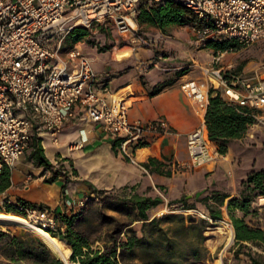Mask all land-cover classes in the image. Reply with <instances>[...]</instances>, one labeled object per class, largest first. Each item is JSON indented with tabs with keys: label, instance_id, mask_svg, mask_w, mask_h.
Masks as SVG:
<instances>
[{
	"label": "built area",
	"instance_id": "obj_1",
	"mask_svg": "<svg viewBox=\"0 0 264 264\" xmlns=\"http://www.w3.org/2000/svg\"><path fill=\"white\" fill-rule=\"evenodd\" d=\"M141 1L161 0H0V175L22 158L36 135L49 134L58 144L59 133L76 116L101 123L134 163L131 146H142L149 132L169 131L165 120L131 122L124 100L103 96L99 73L81 43L62 50L63 40L76 27L89 29L108 19L121 36H135V11ZM178 1L197 16L192 29L201 41L248 47L264 39V0ZM140 43L148 45L144 39ZM234 50H215L211 66L204 69L206 87L189 79L180 85L202 120L187 135L189 161L181 165L186 171L225 158L206 125L211 91L239 112L246 109V115L256 119L252 126L264 124V61L249 75L234 72L232 65L222 64L225 54ZM146 67L141 63L142 71ZM76 147L83 143L69 150L80 149Z\"/></svg>",
	"mask_w": 264,
	"mask_h": 264
},
{
	"label": "trees",
	"instance_id": "obj_2",
	"mask_svg": "<svg viewBox=\"0 0 264 264\" xmlns=\"http://www.w3.org/2000/svg\"><path fill=\"white\" fill-rule=\"evenodd\" d=\"M138 6L139 24L157 26L161 30L172 25L199 22L197 16L178 0L141 1ZM89 34L88 29L76 27L70 33V38L77 43ZM211 46L227 50L234 44L225 42L209 45ZM164 88L165 86L159 87L155 93ZM213 94L211 91L206 125L211 140L216 143L220 153L226 155L231 143L243 138L256 123V119L252 115H246V109L239 112L236 105H230L219 94ZM32 145V158L35 163L38 166L53 167L37 136L33 137ZM156 163L157 159L152 158L143 166L148 169ZM60 175L59 171L55 172L51 179L44 182H55ZM86 183L92 186L95 194L107 193L105 190H98L89 182ZM11 184V167L5 166L0 175V194L6 192ZM131 190L122 197L108 196V200L101 199L96 207H91V200H88L77 211H73L72 207L71 214L61 213L58 209H52L43 203H32L21 197L16 199V204L9 203L5 211L24 218L29 216L26 209L40 213L52 212L55 221L59 223L60 232L56 234L51 227H45V231L52 236L57 235L69 244L72 250L70 259L76 264H204L211 260L203 245L205 232L212 226V220L217 222L224 219L225 207L234 226V229L229 227L226 233L228 236L231 232L234 234L235 259L243 254L250 264H264V230L252 226L235 214L237 210L245 215L249 214L255 199L264 196V169L253 170L247 175L241 183L239 197L215 192L211 197L196 198L205 206L211 219L194 212L196 205L190 203L186 195L169 201L168 207L172 213L162 217L152 216L150 212L164 205V199L158 194L142 195ZM179 205L180 208H177ZM65 206L68 209L67 202ZM177 210L182 212H175ZM106 211L120 213L125 220L107 215ZM137 222L142 224V235L133 227ZM52 253L43 240L31 232L13 234L0 228L2 264H65Z\"/></svg>",
	"mask_w": 264,
	"mask_h": 264
},
{
	"label": "crops",
	"instance_id": "obj_3",
	"mask_svg": "<svg viewBox=\"0 0 264 264\" xmlns=\"http://www.w3.org/2000/svg\"><path fill=\"white\" fill-rule=\"evenodd\" d=\"M125 47L127 46L121 50ZM233 48L234 51L225 54H232V57L226 62L224 56L222 64L232 65L234 72L249 75L260 63L250 61L245 65L236 66L235 56L240 52L235 45ZM129 49L135 50L134 47ZM210 49L212 55L208 62L200 64L194 60L195 64L191 65L196 67L199 75L196 76L190 71L182 77H173L179 66L168 67L158 62L155 63V68L147 70L146 67L142 71V62L133 53L120 60L117 54L109 57L103 52L86 51L99 73V91L103 96L124 100L128 105V117L131 122L165 120L168 122L169 131L149 132L145 135L144 146H131V152L137 160V163H134L120 152L118 138L106 133L101 123L87 122L76 116L66 123L59 133L58 144L53 142L49 134L36 135L41 140L45 156L52 162L56 172L67 174L66 178L61 174L50 188L45 185L44 181L49 179L46 172L48 168L35 163L31 142L30 149L11 167V187L0 196L11 195V199H25L32 195L41 199L42 196H47L66 211L68 209L65 202L81 203L83 197L90 196L86 198L90 200L95 195L93 189L90 190L92 186L85 185L86 182L103 190L133 189V192L142 195H152L155 189H160L166 192L171 200L180 199L184 194L188 197L206 187L217 174L219 165L228 162L229 156L225 155V158L210 167L190 171L181 169V165L189 161L187 135L201 126L202 120L180 85L182 81L189 79L195 80L203 87L207 86L204 69L211 66L217 50L212 46ZM162 86L165 88L155 93ZM256 126L258 125L251 126L247 134ZM76 142H82L83 147L70 151L67 146ZM152 158L157 159V163L150 165L148 169L145 168L143 164H148ZM58 161L61 162L56 165Z\"/></svg>",
	"mask_w": 264,
	"mask_h": 264
},
{
	"label": "rangeland",
	"instance_id": "obj_4",
	"mask_svg": "<svg viewBox=\"0 0 264 264\" xmlns=\"http://www.w3.org/2000/svg\"><path fill=\"white\" fill-rule=\"evenodd\" d=\"M138 16L139 6L135 11V20L138 25V31L135 36H121L117 32L113 21L108 19L89 28V36L80 42H73L69 34L63 40L62 50L65 53L78 43H81L82 47L87 52L95 50L103 52L106 55H109V57H114L116 54L119 56V54L124 53L122 51L126 50L125 52H128L129 54L133 53L134 55H137L138 58H140V62H142L145 67L147 66V70L155 68V63L158 62L159 64L167 65L168 67L179 66L180 68L176 70L173 77H182L183 74L190 71H193L196 76L199 75L196 67H192L191 65L195 64L194 60L200 64L208 62L212 55V51L208 46L216 44L208 41H201V39L193 32L192 28L194 24L187 23L184 25H172L166 30H161L157 26L139 24ZM140 39L146 40L148 45L142 46ZM234 45L240 52L238 56H235L236 60L234 62L236 63V66L245 65L250 61H254L255 63H261L264 61V39L248 47H242L237 43H234ZM124 46L127 47H125L124 50H121ZM130 47H134L135 50L130 51ZM127 49L129 51H127ZM230 57H232V54H227L225 56V61L227 62ZM76 143H70V145ZM70 145L67 146L68 149ZM50 152L55 154L52 150H50ZM226 155L229 156L228 162H226V164L219 165L217 174L208 182L207 186L201 188L198 192L193 193L192 197L188 198L190 203L196 205L194 212H196L199 216L211 219L205 206L196 200L197 193L201 192V195L198 198H205L208 196L211 197L215 195V192L229 194L231 197H239L241 183L247 178V175L253 170L264 169V124L260 123V125L256 126L254 129H250L249 134L239 140L233 141ZM60 162L61 161H58V164L56 165H59ZM66 170L69 171L68 169ZM46 172L48 173V178L51 179L56 170L54 167H49ZM61 174L63 177L67 176L65 173ZM56 181L48 183L45 182V185L50 188L56 183ZM85 185L88 184L85 183ZM97 189L103 190L102 188ZM90 190H92V188H90ZM105 191H107V193L102 195L95 194L91 197V207L98 206V204L101 203V199L108 200V196L122 197L123 195L130 193V190L125 191L120 189ZM108 193H110V195ZM153 194L160 195L164 199L165 203L158 210L151 211V215L162 217L168 213H172L171 209L168 207V203L171 198L166 194V192H163L160 189H155ZM87 197L90 196L83 197L81 203H75L74 201H72L74 204L67 203L68 210L66 211H64L63 208H59V206L47 196H42L41 199H38L37 195H32L31 197L25 199L36 204L43 203L50 206L52 209H58L57 211L61 213L66 212L71 214L72 207L74 208L73 211H77L80 207L86 205L88 202V200H86ZM6 198L8 200H6ZM210 202L213 203L212 200ZM9 203L16 204L17 202L16 199H11V195L3 197L0 196V212L7 213L5 209ZM177 208H180V205ZM26 211L29 215L26 219L36 224L38 227L44 230L45 227H51L55 230L56 234L60 232V228H58L59 223L57 224L55 221L52 212L33 213L30 209H26ZM175 212L180 213L182 210H177ZM223 212L224 219L217 222L212 220V226L205 232L206 238L203 245L209 252L211 260L206 261L204 264H217L219 262L222 264H250L249 259L243 254L240 255L239 259H235L233 251V249H235V238L232 243H229L228 235L226 233L229 227H232L233 229L234 227L225 207L223 208ZM106 214L125 220V217L117 212L106 211ZM235 214L238 217L244 218L246 222L252 226L260 227L264 230V196H259L255 199L251 205L249 214L245 215L239 210L235 211ZM141 225V222H137L133 225L139 235H142ZM219 227L223 229H218ZM0 228L2 231L9 230L13 234H19L20 232L25 231L38 236L35 232L17 225H0ZM215 231L216 234H214ZM54 237L60 239L57 235ZM61 240L65 242L67 247H69V244L65 240ZM222 242L223 244H219ZM2 261L3 260L0 258V264H2Z\"/></svg>",
	"mask_w": 264,
	"mask_h": 264
},
{
	"label": "bare ground",
	"instance_id": "obj_5",
	"mask_svg": "<svg viewBox=\"0 0 264 264\" xmlns=\"http://www.w3.org/2000/svg\"><path fill=\"white\" fill-rule=\"evenodd\" d=\"M128 56H130V54L128 52H124L119 54L118 59L122 60ZM76 148H80V147H76ZM0 225H17L35 232L39 237H41L44 243L51 249V251L55 255L62 257L65 260L66 264H76L70 261L69 258L71 254V249L65 245L64 241L52 236L44 229L38 227L36 224L30 222L26 218L9 213L7 214L0 212ZM234 238H235L234 234L231 232L228 236L229 243H232Z\"/></svg>",
	"mask_w": 264,
	"mask_h": 264
},
{
	"label": "water",
	"instance_id": "obj_6",
	"mask_svg": "<svg viewBox=\"0 0 264 264\" xmlns=\"http://www.w3.org/2000/svg\"><path fill=\"white\" fill-rule=\"evenodd\" d=\"M201 195V192H199V193H197L196 194V198H198L199 196ZM190 197H192V195H190V196H188L187 198H190ZM234 227V226H233ZM72 255V250H71V254H70V256ZM57 256V255H56ZM59 257V256H58ZM59 258H61L63 261H64V263L66 264V262H65V260L62 258V257H59Z\"/></svg>",
	"mask_w": 264,
	"mask_h": 264
}]
</instances>
